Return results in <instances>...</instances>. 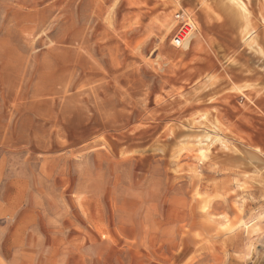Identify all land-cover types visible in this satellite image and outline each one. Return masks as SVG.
<instances>
[{"label":"rangeland","instance_id":"1","mask_svg":"<svg viewBox=\"0 0 264 264\" xmlns=\"http://www.w3.org/2000/svg\"><path fill=\"white\" fill-rule=\"evenodd\" d=\"M0 264H264V0H0Z\"/></svg>","mask_w":264,"mask_h":264},{"label":"built area","instance_id":"2","mask_svg":"<svg viewBox=\"0 0 264 264\" xmlns=\"http://www.w3.org/2000/svg\"><path fill=\"white\" fill-rule=\"evenodd\" d=\"M176 17L181 19L182 22L173 34L172 43L175 46H181L187 41L195 29L193 22L187 15L185 16L181 12H178Z\"/></svg>","mask_w":264,"mask_h":264},{"label":"bare ground","instance_id":"3","mask_svg":"<svg viewBox=\"0 0 264 264\" xmlns=\"http://www.w3.org/2000/svg\"><path fill=\"white\" fill-rule=\"evenodd\" d=\"M247 34H248V33H247ZM249 36H250V35H247L246 38H248ZM199 122H200V121H199ZM217 137H218V136H217ZM218 141L220 142V141H222V139L219 138ZM218 141H217V142H218ZM202 144H203V143H202ZM206 145H207V144H206ZM208 145H209V144H208ZM205 147H206V146H205ZM205 147H204V149H206ZM202 148H203V147H202ZM201 150H202V149H201ZM202 156H204V155H202ZM237 184H238V183H237ZM259 216H260V214H259ZM253 220H254V219H253ZM254 221H255V220H254ZM243 224H244V222H243ZM246 224H247V223H246ZM244 225H245V224H244ZM247 225H249V224H247ZM247 225H246V226H247ZM247 228H248V227H247ZM247 228H245V229H247ZM248 229H249V228H248Z\"/></svg>","mask_w":264,"mask_h":264}]
</instances>
